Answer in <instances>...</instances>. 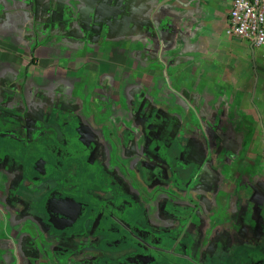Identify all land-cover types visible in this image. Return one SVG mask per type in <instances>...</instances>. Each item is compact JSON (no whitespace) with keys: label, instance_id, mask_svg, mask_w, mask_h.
Listing matches in <instances>:
<instances>
[{"label":"flooded vegetation","instance_id":"1","mask_svg":"<svg viewBox=\"0 0 264 264\" xmlns=\"http://www.w3.org/2000/svg\"><path fill=\"white\" fill-rule=\"evenodd\" d=\"M55 1L67 30L0 34V264H264L262 113L152 78L183 61L152 58L130 0Z\"/></svg>","mask_w":264,"mask_h":264},{"label":"crops","instance_id":"2","mask_svg":"<svg viewBox=\"0 0 264 264\" xmlns=\"http://www.w3.org/2000/svg\"><path fill=\"white\" fill-rule=\"evenodd\" d=\"M231 3L232 0H155V6L163 9L162 16L169 14V17L166 15L163 18L165 24L172 19L176 26L177 34L168 43L177 45L179 59L182 58L183 63L177 68L171 66L166 71L159 68L153 72L152 78L160 75V84L164 86V79L171 80L173 74L176 78L180 75L186 77L189 82L187 86L196 81L202 87L208 81V90L215 95L220 93L222 87L225 89L231 106L243 97L246 99L245 111L252 114L257 108L264 118V44L254 47L226 34ZM4 28L0 29V34L15 35V28ZM3 39L0 35L1 47L5 41ZM156 63L152 62L153 68H157ZM221 79L226 84L220 85Z\"/></svg>","mask_w":264,"mask_h":264},{"label":"water","instance_id":"3","mask_svg":"<svg viewBox=\"0 0 264 264\" xmlns=\"http://www.w3.org/2000/svg\"><path fill=\"white\" fill-rule=\"evenodd\" d=\"M141 1H143V4L140 3L139 0H130L127 8L129 19L128 21H126V23L132 28H145L144 31H146L148 40L152 42L155 47L160 48L158 50L151 47V52H156V55L152 56L153 59L158 58L159 60L163 58L164 61L172 57H177V59H179L180 54L178 53L179 51L177 45L167 44V46H165L166 40L165 38H163L164 31L160 29V23L167 14L161 16L163 9L161 7L155 6V0ZM49 2L50 5L48 11L46 10L44 12V9L39 6L38 0H0V29L2 30L7 26L8 29L15 28L20 32V29L23 26H26L30 29V27L32 28L33 23H36L38 25L45 24V26L47 27V23L50 24L51 28L67 30V14L66 18H64L63 15V11L67 10V5L62 6L60 3H58V1L55 0H49ZM145 2L147 3V5H144ZM118 3H120L118 4L119 7L125 4L123 0H118ZM63 4H66V2H64ZM152 12L156 15L154 16L153 14H151ZM77 13L79 14L77 15L76 19L69 24V28H71L74 24H77L81 28H84V21L82 20L83 13L79 7H77ZM85 14H89L94 17L96 16L97 12L94 7H89L85 11ZM144 16L145 20L142 21L141 26L140 20L141 17ZM167 16L169 17V14ZM169 21L172 25V19H170ZM170 23L168 22L165 25H170ZM106 25H108V23H106ZM9 37L10 34L7 35V39ZM137 38L139 39V37Z\"/></svg>","mask_w":264,"mask_h":264},{"label":"built area","instance_id":"4","mask_svg":"<svg viewBox=\"0 0 264 264\" xmlns=\"http://www.w3.org/2000/svg\"><path fill=\"white\" fill-rule=\"evenodd\" d=\"M226 34L251 46L264 44V0H232Z\"/></svg>","mask_w":264,"mask_h":264}]
</instances>
